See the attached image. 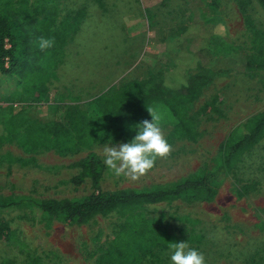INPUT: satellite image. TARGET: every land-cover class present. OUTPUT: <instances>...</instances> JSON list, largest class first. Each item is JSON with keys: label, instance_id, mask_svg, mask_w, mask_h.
<instances>
[{"label": "rangeland", "instance_id": "1", "mask_svg": "<svg viewBox=\"0 0 264 264\" xmlns=\"http://www.w3.org/2000/svg\"><path fill=\"white\" fill-rule=\"evenodd\" d=\"M202 2L200 15L217 21L231 42L251 51L243 15L264 30V11L257 3L244 0L241 9L237 0ZM58 6L59 16L80 7L84 15L69 36L60 61L47 68L45 98L34 104L19 101L15 79L0 75V113L17 115L24 125L41 126L50 120L64 123L66 107L71 104L92 115L91 101L96 96L112 93L127 81L150 85L164 74L165 81L179 85L193 69V57L179 56V48L172 46L191 26L183 0H58ZM186 32L194 34L189 40L193 44L201 28ZM210 48L223 55L217 42ZM178 58L182 59L179 65ZM224 59L215 58L211 66L228 70L203 85L199 96L186 105L198 132L196 140L171 142L170 157L157 160L138 182L115 178L103 162L104 144L127 143L123 138L60 155L39 145L25 149L20 139L22 127H18L11 141L0 144V196L30 202L0 209V220L7 223L6 238H0V264H25L28 256L38 258L39 264H95L104 240L122 221L118 214L96 215L81 224L53 221L47 225L33 204L43 198L95 192L87 178L78 184L71 181L78 174L71 165L88 151L98 154L104 165L100 190L167 185L198 168L214 172L220 162L217 147L227 132L264 108V69L242 72ZM213 97L222 115H196L198 107ZM161 127L165 135L170 130L168 125ZM6 156L12 160L8 162ZM215 180L216 194L211 200L181 198L147 205L144 211L149 216L162 213L196 220L194 235L200 239L196 249L204 254L206 264H264V138L230 171H219ZM245 183H253L254 188L236 196L237 187Z\"/></svg>", "mask_w": 264, "mask_h": 264}, {"label": "trees", "instance_id": "2", "mask_svg": "<svg viewBox=\"0 0 264 264\" xmlns=\"http://www.w3.org/2000/svg\"><path fill=\"white\" fill-rule=\"evenodd\" d=\"M183 1L191 25L187 30L201 28L193 44L189 40L194 34L187 30L172 44L179 48V56L189 54L195 61L183 83L172 85L164 80V74L150 85L127 81L112 93L96 96L91 101L92 115H86L74 104L67 105L64 123L50 120L41 126L24 125L17 115L0 113V144L11 141L18 127H22L20 139L25 149L39 145L60 155L90 149L97 142H115L119 138L130 142L134 138L135 126L145 119L151 120L148 107L156 108L161 125L170 127L165 135L169 143L177 139L194 142L198 132L192 116L187 114L186 105L199 96L203 85L228 70L220 65L212 67V60L225 58L228 66L242 72L264 69V30L258 28L248 15H243V24L250 36L251 51L247 52L227 38L217 21L200 15L202 0ZM237 1L242 9L244 0ZM254 1L264 11V0ZM59 12L58 0H0V75L15 79L14 93L19 96V101L34 104L45 98L47 68L51 62L60 61L69 36L84 15L81 7L61 16ZM57 17L59 21H56ZM41 37L54 38V46L41 51L38 48ZM216 42L223 50L222 56L210 48ZM180 61L182 59L178 58V65ZM215 98L204 101L195 114L221 116ZM262 138L264 108L227 132L217 147L220 162L214 172L198 168L172 183L148 188L100 190L104 165L98 154L88 151L71 165L78 169L71 181L78 184L87 178L95 192L71 198H43L33 204L47 225L53 221L81 224L96 215L118 214L122 221L114 225L111 237L104 240L95 264H171V243L187 242L191 248H199L200 239L194 235L193 229L196 220L162 213L149 216L144 211L145 206L181 198L211 200L216 194V174L222 170L230 171ZM6 158L8 162L12 160L10 156ZM253 188V183L241 184L236 189V196L241 197ZM25 201L29 200L0 196V209ZM6 235L7 223L0 220V238H6ZM25 264H39V260L28 256Z\"/></svg>", "mask_w": 264, "mask_h": 264}, {"label": "clouds", "instance_id": "3", "mask_svg": "<svg viewBox=\"0 0 264 264\" xmlns=\"http://www.w3.org/2000/svg\"><path fill=\"white\" fill-rule=\"evenodd\" d=\"M54 44V38L41 37L38 40L41 51ZM147 112L151 120L145 119L135 126L136 134L130 142L118 146L104 144L103 162L115 178L138 182L149 174L157 160H167L171 155L173 146L165 137L158 110L148 107ZM169 249L171 264H206L204 254L191 248L187 242L171 243Z\"/></svg>", "mask_w": 264, "mask_h": 264}]
</instances>
